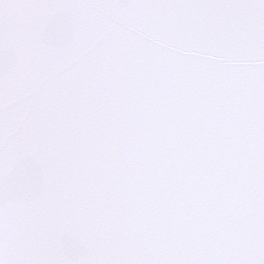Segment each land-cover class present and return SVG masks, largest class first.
<instances>
[{
  "label": "snow or ice",
  "instance_id": "1",
  "mask_svg": "<svg viewBox=\"0 0 264 264\" xmlns=\"http://www.w3.org/2000/svg\"><path fill=\"white\" fill-rule=\"evenodd\" d=\"M0 264H264V0H0Z\"/></svg>",
  "mask_w": 264,
  "mask_h": 264
}]
</instances>
